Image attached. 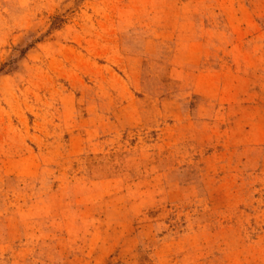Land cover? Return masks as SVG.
I'll return each instance as SVG.
<instances>
[{
	"label": "rangeland",
	"instance_id": "1",
	"mask_svg": "<svg viewBox=\"0 0 264 264\" xmlns=\"http://www.w3.org/2000/svg\"><path fill=\"white\" fill-rule=\"evenodd\" d=\"M14 59L0 264H264V0H0Z\"/></svg>",
	"mask_w": 264,
	"mask_h": 264
},
{
	"label": "trees",
	"instance_id": "2",
	"mask_svg": "<svg viewBox=\"0 0 264 264\" xmlns=\"http://www.w3.org/2000/svg\"><path fill=\"white\" fill-rule=\"evenodd\" d=\"M21 54H24V51L21 52ZM21 56H22V55H21ZM19 57H20V56H19ZM15 63H16V59L11 60V61L5 63V64L0 68V73L9 72V71L15 69V68H16Z\"/></svg>",
	"mask_w": 264,
	"mask_h": 264
}]
</instances>
